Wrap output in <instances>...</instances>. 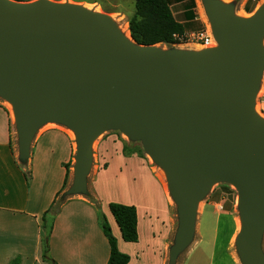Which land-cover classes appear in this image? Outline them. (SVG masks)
Here are the masks:
<instances>
[{"label": "water", "instance_id": "obj_1", "mask_svg": "<svg viewBox=\"0 0 264 264\" xmlns=\"http://www.w3.org/2000/svg\"><path fill=\"white\" fill-rule=\"evenodd\" d=\"M217 46L163 51L138 44L111 14L56 0H0V95L12 104L27 161L47 122L76 136L71 193L87 191L93 143L108 130L141 140L167 172L179 214L169 264L192 242L200 200L233 184L243 264H264V3L249 16L205 0ZM70 193V191H68Z\"/></svg>", "mask_w": 264, "mask_h": 264}, {"label": "crops", "instance_id": "obj_2", "mask_svg": "<svg viewBox=\"0 0 264 264\" xmlns=\"http://www.w3.org/2000/svg\"><path fill=\"white\" fill-rule=\"evenodd\" d=\"M221 1L233 4L237 16H246L252 10L247 9L251 0ZM201 49L192 46L190 50ZM259 93L264 96V71ZM16 130L11 114L0 106V264H13L14 260L17 264H108L111 248L102 227L103 216L119 250L130 256L128 264H169L179 225L176 227L179 214L177 210L176 217L174 200L146 154L136 149L125 151L124 140L111 130L96 139V156L101 164H96L92 179H87V191L65 200L50 219L48 258H44L42 239L48 228L43 217L65 191L66 164L70 168L75 164L76 136L68 126L48 122L36 132L26 165H21L12 145ZM111 178L123 192H112ZM111 202L136 206L137 241L123 239L110 210ZM208 206H212L211 201H205L197 214L196 246L188 252L191 264H221L217 261L220 219L211 226L208 236L201 229ZM228 255V264H243L234 252Z\"/></svg>", "mask_w": 264, "mask_h": 264}, {"label": "rangeland", "instance_id": "obj_3", "mask_svg": "<svg viewBox=\"0 0 264 264\" xmlns=\"http://www.w3.org/2000/svg\"><path fill=\"white\" fill-rule=\"evenodd\" d=\"M17 1H34V0H17ZM60 2H69V3H77L84 6H89L91 10L96 11L95 9L102 10L104 12H107L111 15H115L114 22L117 28H120L121 25H125L129 29V20L132 17V15L135 12V0H56ZM196 1V7H195V13L198 19L193 20L189 23L185 38H180V43L176 44L174 46L168 45V44H157V46L163 50V51H170L173 49H179V50H190L192 46H197L199 49L206 48L204 45L197 43L196 41H192L190 37H188L191 33H197L201 31H212V25L208 16V13L206 11L205 6V0H195ZM228 4L227 2H225ZM264 3V0H259L258 2H254L251 0L248 5L247 9H251V11L247 12V16L253 14L258 7H260ZM171 7L172 10L178 18L183 16L184 8L183 3L177 2L176 0H171ZM117 10V11H116ZM131 35V33H130ZM263 45H264V37H263ZM214 46V45H213ZM211 46V47H213ZM264 96L262 93L257 94L256 96V103L255 108L257 109L256 112L261 116L264 117V106H263ZM0 106L5 107L9 113L11 114V117L13 119L14 125H16V118L14 109L11 106V102L0 95ZM48 123V122H47ZM46 123V124H47ZM55 123V122H54ZM64 125V124H63ZM109 131V130H108ZM112 132H115V134L118 136V138L123 141L127 147L130 149H136L138 152H141L142 154H146L147 159L149 163L151 164L154 171L157 173L158 176H160L167 189L169 191V182L167 178V172L163 168L162 165L157 163L153 160V158L144 150L143 144L141 140H133L131 139L127 134L123 133L120 130H111ZM17 130L15 133V139L13 140V149H15V154L17 157V160L19 163L23 164L25 161L21 159L20 157V150H19V135L17 134ZM74 132V131H73ZM96 146H97V140H95V145L93 146V160H92V166L87 174V179L91 180L96 167V164H101L99 161L98 156H96ZM77 152V143H76V149H75V156ZM76 160L74 159V163ZM69 165V171H72L71 176L69 175L68 183L65 187V191L62 192L59 195V198L57 199V205H60L62 202L67 200L70 197H73L77 195L76 193H71V190L74 186V179H75V169ZM75 167V164H74ZM31 180V173L29 175V181ZM90 182V181H89ZM111 184L110 187L112 188V192L119 193V191L123 190L121 189V186L116 183L111 178ZM70 191V193H68ZM109 192V191H108ZM205 201H211L212 206H208L204 215L202 216L201 220V229L205 236H208L210 233L211 226L216 222V219H220V231H219V239H218V260H221V264H228L226 260L228 259L229 251L234 252V254L238 255L240 257L238 246H237V235L241 230L242 225V218H241V210L239 206V195L236 187L229 183V182H217L215 183L209 192L200 200L198 205V213L199 210L202 208L203 203ZM175 203V202H174ZM175 207V213L177 217V204H174ZM214 208V210H213ZM215 211V212H214ZM54 212V211H53ZM219 216V217H218ZM178 221L176 224V227L178 225ZM194 240V241H193ZM192 242L186 247V249L181 253L179 257L178 264H191L190 261H188L189 257V250L196 246V240L195 234L193 236ZM207 241V239H206ZM227 247H230V249H227ZM262 248L264 251V233H263V239H262Z\"/></svg>", "mask_w": 264, "mask_h": 264}, {"label": "trees", "instance_id": "obj_4", "mask_svg": "<svg viewBox=\"0 0 264 264\" xmlns=\"http://www.w3.org/2000/svg\"><path fill=\"white\" fill-rule=\"evenodd\" d=\"M183 3L184 13L182 18L175 16L171 0H135V12L129 20V30L132 38L142 45L168 44L176 45L180 43V38L184 37L188 25L196 18L195 0H176ZM125 151H132L129 147ZM26 162L21 165H26ZM67 175L63 189L66 187L69 178V164H66ZM27 181H29L30 171H25ZM63 203V202H62ZM61 203V204H62ZM60 204V205H61ZM57 201L45 213L43 220L44 227L48 228L47 233L43 235V256L48 258V247L52 223L50 219L57 213L60 205ZM110 210L118 223L122 237L129 242H135L139 238L137 227V208L135 205H128L119 202H111ZM54 211V212H53ZM102 227L110 243V258L108 264H128L130 256L119 250L117 239L111 231V227L103 216ZM13 264H17L14 260ZM57 264V263H56Z\"/></svg>", "mask_w": 264, "mask_h": 264}, {"label": "built area", "instance_id": "obj_5", "mask_svg": "<svg viewBox=\"0 0 264 264\" xmlns=\"http://www.w3.org/2000/svg\"><path fill=\"white\" fill-rule=\"evenodd\" d=\"M187 36H185L186 38ZM192 39V41H196L197 43H200L204 45L206 48L211 47V46H217L218 42L214 37L213 32H208V31H201L197 33H191L188 35Z\"/></svg>", "mask_w": 264, "mask_h": 264}, {"label": "bare ground", "instance_id": "obj_6", "mask_svg": "<svg viewBox=\"0 0 264 264\" xmlns=\"http://www.w3.org/2000/svg\"><path fill=\"white\" fill-rule=\"evenodd\" d=\"M88 8H91V7H89V6H87ZM97 12H102V10H99V9H95ZM111 17H112V19H113V21H114V17H115V15H110ZM119 30L127 37V38H130V30L128 29V27L127 26H123V25H121V27L119 28ZM11 106L13 107V104L11 103ZM255 110H257L256 108H255ZM72 134L74 135L75 133H73V131H72ZM95 145V141H94V143H93V146Z\"/></svg>", "mask_w": 264, "mask_h": 264}]
</instances>
